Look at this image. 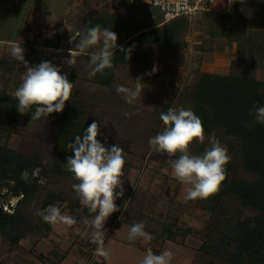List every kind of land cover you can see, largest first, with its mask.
I'll return each instance as SVG.
<instances>
[{
	"label": "rangeland",
	"instance_id": "rangeland-1",
	"mask_svg": "<svg viewBox=\"0 0 264 264\" xmlns=\"http://www.w3.org/2000/svg\"><path fill=\"white\" fill-rule=\"evenodd\" d=\"M96 2L100 4V9L94 11L93 17L85 16L84 10L78 12L79 16L73 13L68 17H57L58 14L56 17H50L54 23H65L59 25V28L42 32L37 41L36 38L31 41V44L35 43L33 47H23L27 66L13 59L11 53L3 55V63L0 64V116H3L0 121V147L7 145L31 161L32 169L28 167L27 175L30 182L36 178L38 186L36 198L29 203L27 209H22L26 224L18 241L14 242L11 236L0 234V264H56L61 255H67L63 264H81L82 261L83 264H141L149 248L154 250L155 254L165 250L171 251V264H228L199 250L202 242L212 244L214 241L211 239L215 236L214 230L208 227L209 213L197 204V199H184V186L174 177L169 163L176 157L155 153L148 144L149 138L164 128L160 120L164 105H169L168 108H181H178V100L187 86H193L196 81L198 65H179L176 72L160 74L153 73L150 66L121 62L113 72L112 86L104 87L94 82L93 76L89 77L90 57L77 55V45L85 32L84 20L113 19L112 13H109V3L106 0ZM139 2L144 3L146 0H134L135 9L140 7ZM121 7L124 9L122 4ZM151 17L152 20L147 18L151 23L157 20L155 15ZM136 19L143 20L141 17ZM157 26L161 25L158 23L153 27ZM56 34L60 39L58 48L42 45L45 38H52ZM182 37L183 34L181 39ZM149 41L146 39L132 42L127 51L135 52L138 57L150 53L152 55L155 45L144 47ZM116 43H119L118 36ZM101 46L102 42L98 46L90 47L87 53L98 52ZM70 58L74 63H67ZM43 61H50L60 67L61 74H66L68 80L71 72L75 70L72 94L79 99V103L72 122L81 126L96 121L100 128L99 140L106 147L118 145L124 150V196L117 198L116 204L120 210L111 214L104 226L106 233L103 247L109 252L107 258L100 256L96 251L97 245L91 242L94 229L86 221L90 222L95 214L80 204L72 188L77 181L68 173L60 157L59 147L63 144V137L57 134L54 120L49 115L46 120H36L32 119L31 115L19 112L13 118L3 115V99L6 95L15 99V91L21 83L26 67L38 65ZM260 65L258 64L259 68ZM262 73L263 69L258 73L259 77ZM136 78H141L145 87L138 98L132 103H127L125 95L117 92V87L134 89ZM182 108L186 109L185 106ZM126 112L131 115L126 116ZM219 133L216 131L206 137L218 140L216 135ZM205 142L203 152L211 147L209 139ZM219 142L225 147V143L221 140ZM197 148L198 143L194 142L190 151ZM237 163L233 177L246 180L255 178V173L241 168L239 161ZM47 194L61 198L56 199L53 205L59 207L62 214L73 217L76 223L51 224L49 232H36L33 224H36L38 204ZM20 197L21 195H12L6 187L1 188V209L8 213L13 212ZM254 215L255 211L245 209L239 218L245 220ZM139 222H142L145 231L151 234L150 241L128 239L131 226ZM162 231H170L173 238H166ZM53 251L57 252V256Z\"/></svg>",
	"mask_w": 264,
	"mask_h": 264
},
{
	"label": "trees",
	"instance_id": "trees-1",
	"mask_svg": "<svg viewBox=\"0 0 264 264\" xmlns=\"http://www.w3.org/2000/svg\"><path fill=\"white\" fill-rule=\"evenodd\" d=\"M138 5L144 11L152 9V6L145 2H139ZM146 16L142 17L143 20H138L128 14L115 13L112 20L108 18L84 20L85 32L88 28L99 25L102 29H111L119 37V46L113 50L112 67L105 68L103 72L93 76L94 82L110 87L118 63L140 61L137 59L138 54L127 51L128 45L132 42L148 39L157 48L166 45L172 50L184 45L181 36L188 26V15L173 18L159 27H153L154 24ZM161 20L160 16L156 23H160ZM258 36L259 32H251L242 40L246 45L238 48L239 59L235 73L221 75L196 69L198 74L196 81L193 86H187L178 100V108L185 106L201 119L206 136L215 134L216 131L220 132L216 137L225 143L231 157L226 165V179L222 182L219 192L207 199H197V204L209 213L208 227L213 229L215 234L211 238L214 240L213 243L202 242L199 250L228 264H264V124L257 122L255 113L249 114L253 105L257 108L264 107L262 90L264 81L253 75L256 60L264 58V43L255 40ZM59 40L56 34L52 38H45L42 45L58 48ZM84 55L90 57V53ZM74 75L75 70L71 72L70 82ZM3 102L5 104L2 107L3 115L13 118L19 112L17 99L6 95ZM78 103L79 99L72 94L61 112L49 114L54 120L57 134L63 137V144L59 150L65 168L67 157L73 155L72 149L68 147L69 143L74 142L77 135L82 136L89 126V124L78 126L72 122ZM168 107L169 105L165 104L163 112H167ZM34 111L33 107L25 115H31ZM2 119L3 116H0V121ZM205 146L206 142L198 143L197 150H191V153L202 155ZM237 161L241 168L255 173V178L246 180L233 177ZM28 167L32 169V163L24 154L7 145L0 147V189L6 187L12 195H21L13 212H5L0 207V234L11 236L14 242L18 241L26 224L22 209H27L29 203L36 198L38 186L36 178H33L32 182L29 178L27 180L21 178L22 173L28 172ZM58 198L53 194H47L38 204V213L53 205ZM245 209L255 211L256 215L240 220L239 216ZM38 213L33 228L38 233L49 232L51 224L45 222ZM165 235L166 238H173L170 231ZM53 254L57 256L56 251H53ZM63 256H60L56 264Z\"/></svg>",
	"mask_w": 264,
	"mask_h": 264
},
{
	"label": "clouds",
	"instance_id": "clouds-1",
	"mask_svg": "<svg viewBox=\"0 0 264 264\" xmlns=\"http://www.w3.org/2000/svg\"><path fill=\"white\" fill-rule=\"evenodd\" d=\"M116 41L115 32L107 28L102 29L99 25L88 28L81 35L77 55L86 54L90 47L98 46L102 42L100 50L90 54V77L112 67ZM24 51L21 44H14L11 56L27 66ZM67 63L72 64L74 60L70 58ZM157 70L154 66L152 72ZM135 81L134 89L117 87V92L125 95L127 103H132L138 98L145 87L141 78H136ZM73 88L74 84L68 80L67 75L61 74V68L50 61L26 67L21 83L15 91L17 109L20 114H25L34 107L32 119L46 120L49 114L63 110L65 102L71 98ZM253 113L257 122L264 124V107L257 108L253 105L249 114ZM125 115L131 114L126 112ZM160 120L164 128L150 137L148 144L155 153L176 157L169 163L174 177L184 186V199H207L219 192L222 182L226 179V165L231 159L227 148L218 140L206 137L201 119L191 109L170 107L167 112L160 114ZM99 135L100 128L96 121L84 130L82 136L77 135L74 142L68 145L73 155L67 157L66 167L77 181L72 188L80 204L95 214L90 222L86 221L94 229L91 233V242L97 245V253L107 258L109 252L103 247L106 233L104 226L110 215L120 210L116 200L124 196L122 177L126 160L121 147L118 145L106 147L97 138ZM206 139H209L211 147L202 155L192 154L191 145L194 142L203 144ZM21 178L27 180V173H22ZM38 214L45 222L53 225L76 223L73 217L62 214L56 205H49ZM128 239L130 241L143 239L148 242L152 236L145 231L144 224L139 222L131 226ZM172 258L171 251L165 250L155 254L149 248L141 264H171Z\"/></svg>",
	"mask_w": 264,
	"mask_h": 264
},
{
	"label": "crops",
	"instance_id": "crops-1",
	"mask_svg": "<svg viewBox=\"0 0 264 264\" xmlns=\"http://www.w3.org/2000/svg\"><path fill=\"white\" fill-rule=\"evenodd\" d=\"M106 1L111 8L109 13L112 15L121 13L135 18L147 15L150 20L153 18L151 15H155L157 20L152 24H155L161 16V13L153 7L148 9L149 12L145 9L148 13L142 7L135 9L134 0ZM99 5L96 0H0V64L3 63V55L11 53L8 51H11L14 44L33 47L35 43L31 44V41L33 39L35 41V38L37 41L42 32L59 28L61 27L59 25L65 23H54L50 17H56L57 14V17H68L73 13L77 16L82 10L85 16L93 17L94 11L100 9ZM163 23L165 22L161 20L159 25ZM251 32H259L255 40L264 43V0H209L206 8L188 15V26L182 37L184 45L181 48L172 50L166 45H161L153 49L152 55L150 53L137 57L140 61H134L132 64L150 66L151 69L155 66L158 69L156 72L160 74L176 72L179 65L189 66L195 63L198 65L196 69L203 72L221 75L235 73L239 59L238 48L246 45L242 40ZM150 44L152 43L149 42L144 47H149ZM258 64H261L260 68ZM167 69L169 70L166 71ZM262 69L263 73L259 77L258 73ZM253 75L264 81L263 57L256 60ZM66 257L67 255H64L58 264H63Z\"/></svg>",
	"mask_w": 264,
	"mask_h": 264
},
{
	"label": "built area",
	"instance_id": "built-area-1",
	"mask_svg": "<svg viewBox=\"0 0 264 264\" xmlns=\"http://www.w3.org/2000/svg\"><path fill=\"white\" fill-rule=\"evenodd\" d=\"M209 0H147V3L156 8L167 22L181 15H191L196 10L207 7Z\"/></svg>",
	"mask_w": 264,
	"mask_h": 264
}]
</instances>
